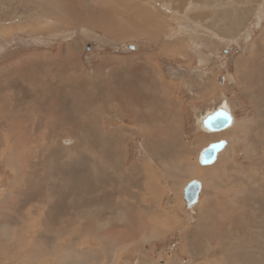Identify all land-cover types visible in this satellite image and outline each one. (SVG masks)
<instances>
[{
	"label": "rangeland",
	"instance_id": "1",
	"mask_svg": "<svg viewBox=\"0 0 264 264\" xmlns=\"http://www.w3.org/2000/svg\"><path fill=\"white\" fill-rule=\"evenodd\" d=\"M43 1L49 3L0 0V83L10 88L1 98L8 115L23 113L26 120L19 138L13 136L18 129L11 136L12 124L0 117V135L7 141L0 145V225L9 231L0 240V263L16 262L10 249L17 240L18 250L31 251L25 264H226L228 251H252L259 254L253 260L263 264L264 0H123L124 7L118 0H91L100 10H114L116 25L100 26L105 29L151 18L152 35L125 38L58 24L41 11L47 8ZM63 11L57 15L62 12L58 17L65 21ZM69 62L78 71L65 76ZM53 74L66 89L39 87ZM114 89L122 104L110 102ZM101 94L106 98L100 102ZM47 98H58L65 119L37 105ZM221 105L233 123L220 133L202 132L200 117ZM133 107L141 121L132 119ZM197 137L209 138L207 144L195 145ZM215 142L220 152L204 163L201 148ZM220 166L228 172L220 173ZM76 180L94 189L93 202L108 197L106 205L113 208L107 215L125 208L126 217L141 224L140 232L114 238L106 227L107 254L99 242L70 246L66 236L62 250L56 232L47 233V247L41 241L26 244L20 237L27 233L13 223L26 221L24 215L48 199L61 207L72 203L66 195ZM188 181L201 186L191 208L182 203Z\"/></svg>",
	"mask_w": 264,
	"mask_h": 264
},
{
	"label": "bare ground",
	"instance_id": "2",
	"mask_svg": "<svg viewBox=\"0 0 264 264\" xmlns=\"http://www.w3.org/2000/svg\"><path fill=\"white\" fill-rule=\"evenodd\" d=\"M49 3L43 1L44 3H46L45 5L47 6V8H42V12L46 15H51L53 17H55L56 20H58V24H60V22L64 23V24H69L71 27H75L76 25H85L86 27L90 28L91 30H99L102 31L103 33H111L113 35H116V37H121V38H125L126 36H141V37H145V36H149L152 35L154 33L151 31L153 28L150 27L152 26V21L148 20L151 19L150 17H147L148 19H145L144 21L141 20V22H139L140 25H135V26H130V24H126L123 25L121 27V29H116V30H111V29H105L103 27H100L101 25H103L104 27H111L113 28L114 25H116L115 23V18H113L112 15H114V10H112V12H107V10H100L98 9L97 5H93L94 3L91 0H84L83 4H76V2H74L73 0L70 2H68L69 4H65L60 0H48ZM120 1V3L122 4L121 7H124L125 2L123 0H118ZM45 6V7H46ZM48 6L51 7V9H48ZM98 10H97V9ZM65 11L66 12V20L65 18L62 21L59 19V17L61 16L59 13V15H57V12L59 11ZM63 11V12H64ZM106 11V12H105ZM98 12H101L100 14H98ZM57 15V16H56ZM98 15V16H96ZM59 16V17H58ZM64 17V16H63ZM146 17V16H145ZM153 18V17H152ZM62 19V18H61ZM106 23V25H104ZM157 26H158V22L156 21ZM119 27V26H118ZM157 28V27H155ZM158 30V28H157ZM66 56V55H65ZM45 58V57H44ZM55 59V58H53ZM64 61H66L64 58H62ZM70 60V59H69ZM68 60V61H69ZM31 61V60H30ZM34 61V60H33ZM63 61V62H64ZM72 61V60H71ZM27 62V61H26ZM37 62V61H36ZM41 62V61H39ZM51 62V61H50ZM54 62V61H52ZM57 63V62H56ZM73 63V62H72ZM41 64V63H40ZM51 64V63H50ZM59 64V63H58ZM65 64V62L63 63V65ZM26 65V64H24ZM43 65V64H42ZM54 66V65H53ZM59 66V65H58ZM69 69L66 70L65 68H63V74L66 76H70L71 72L76 73L78 70V68L74 67V63L71 64L69 62V64L66 65ZM42 67V66H41ZM47 67V66H45ZM43 67V69L45 68ZM52 67V66H51ZM57 67V66H56ZM11 68V72H12V67ZM35 68V67H33ZM49 68V67H48ZM61 68V67H60ZM17 69V68H16ZM41 69V68H40ZM54 69V67H53ZM56 69V68H55ZM10 70V69H9ZM28 70V69H27ZM46 70V69H45ZM48 70V69H47ZM57 70V69H56ZM60 70V69H59ZM58 70V71H59ZM42 71V70H41ZM51 71V70H50ZM57 71V72H58ZM69 72V73H66ZM16 72V71H15ZM22 72V71H21ZM38 72V71H37ZM53 72V71H52ZM61 72V71H60ZM23 73V72H22ZM39 73V72H38ZM43 73V72H42ZM46 73V72H45ZM18 74V73H17ZM24 74V73H23ZM50 76V75H49ZM48 77V75H47ZM62 78L60 77L57 78L55 74H53L52 76H50V78H42L41 79V83L39 81V87H45L46 89H51V90H59L60 88H65L66 85H63V81L61 80ZM73 81V80H72ZM76 81V80H74ZM5 83V82H4ZM76 83V82H75ZM258 83V82H257ZM6 85V84H5ZM4 84L0 83V117L5 118V122L8 121L10 122V124H12L8 130L10 129V135H13V129H18L17 130V134L15 132V134L13 136L16 137H21V135L19 133H22L24 131V129L21 128H26V126H24L25 121L24 119V115L18 114L16 116H12V115H8V111L6 110L7 107L4 106V100L3 98H1V95L3 93H5L4 91L6 90V88H9V85L6 87ZM33 86V84H31ZM38 85V84H37ZM69 85V84H68ZM86 85V84H85ZM71 87V86H70ZM109 88V87H108ZM5 89V90H4ZM10 89V88H9ZM36 89H38L36 87ZM47 89V91H48ZM66 89V88H65ZM110 89V88H109ZM39 91V90H38ZM62 91V89H61ZM113 92H111V96H110V102H114V103H121V97H117L115 94V89L112 90ZM11 92V91H10ZM44 93V92H43ZM56 94V93H55ZM107 94V93H105ZM108 94H110V92H108ZM127 96L129 97V94L126 92ZM4 95V94H3ZM37 96V95H36ZM127 96H125V98H127ZM18 97V96H16ZM46 98V97H45ZM104 99L106 98V96L103 97ZM102 98V94H101V98L99 99V101H103ZM130 98V97H129ZM12 99V98H11ZM9 99V100H11ZM19 99V98H18ZM6 100V99H5ZM22 100V98L20 99ZM19 100V101H20ZM18 101V100H16ZM15 102V100L13 101ZM18 104V103H17ZM48 105L50 112H53V114L59 118L57 120H60L61 117H63V115H68L67 112L63 111V110H59L58 108L60 107V101L58 100V98H47L43 101H39L37 105ZM122 104V103H121ZM21 106V105H20ZM65 107V106H64ZM18 109V108H17ZM16 109V110H17ZM132 109H134V112L132 113L131 117L133 120L135 119H140L139 121H141V119H143L141 116H139V109L133 107ZM15 110V111H16ZM48 110V111H49ZM52 110V111H51ZM54 110V111H53ZM11 111V110H10ZM9 111V112H10ZM18 111V110H17ZM16 111V112H17ZM67 111V110H66ZM21 112V111H20ZM18 112V113H20ZM83 112V111H82ZM88 112V111H87ZM127 112V107L124 105L122 107V114L124 115ZM211 113V114H210ZM208 113L207 115L204 114L202 115V117H200L199 122V127L200 129L207 133V134H214V133H220L222 131L227 130L228 126L231 125V123H233L234 117L231 114V111L229 112V110L227 109L226 105H221L219 108H217V111H212ZM13 114V112H12ZM14 115V114H13ZM142 115V114H140ZM51 116V113H47L46 117ZM45 117V118H46ZM56 117L54 119H56ZM164 116H162L163 118ZM50 118V117H49ZM48 118V119H49ZM64 118V117H63ZM161 119H153L154 121H159L162 120ZM218 118H223L225 119L227 125L224 128H213L212 124H214V121ZM65 119V118H64ZM14 120H18V122L14 121ZM28 120V119H27ZM63 121V120H62ZM67 121V120H66ZM136 121V120H135ZM15 122V123H14ZM24 122V123H23ZM71 122V121H69ZM138 122V121H137ZM68 123V122H67ZM82 123V122H81ZM80 123V124H81ZM84 123V122H83ZM159 123V122H157ZM164 123V122H163ZM9 124V123H8ZM7 124V125H8ZM24 124V125H23ZM31 124V123H30ZM73 124V123H71ZM64 125V124H63ZM66 125V123H65ZM64 125V126H65ZM34 126V125H32ZM74 126V124H73ZM81 126V125H80ZM163 126V125H162ZM32 128V127H29ZM20 129V130H19ZM37 129V128H35ZM158 129V128H157ZM31 132V129H29ZM37 131V130H36ZM19 132V133H18ZM29 132V131H28ZM57 133V132H56ZM72 133V132H71ZM30 134V133H29ZM166 135V134H165ZM170 135V134H169ZM44 136V135H43ZM19 137V138H20ZM26 138V137H25ZM160 138V137H159ZM161 139V138H160ZM176 139V138H175ZM6 138H3L2 135H0V145L3 146L6 144L7 141H5ZM162 140V139H161ZM173 140V139H172ZM170 140H168L169 142ZM174 141V140H173ZM70 142V141H69ZM162 142V141H161ZM160 143V142H159ZM10 144V143H9ZM221 147L220 143H214L209 145L207 148L201 150V154L200 157L202 158L204 163H211L215 160L217 154L220 152L219 148ZM169 149V148H168ZM170 150V149H169ZM12 152V150H11ZM7 154V153H6ZM199 157V158H200ZM30 162V161H29ZM37 164V163H36ZM116 176H112V178H114L113 180H111L112 182L115 181L118 177V173L115 172ZM27 177V176H26ZM28 180V179H27ZM95 182H97V184H100V180L98 178L95 179ZM76 183L77 186L71 187L68 192V194L66 196H70L73 199H70V202H68V205H63V209L61 207V205H57L54 204L52 202H50V199H48V201L46 200V202H44L45 204H43L42 206L35 207L34 210L29 211L28 214L24 215L26 221H20V223H18L19 221H16V223H13L16 226H20L21 228H23V230H25V232L27 233V237L26 234L25 235H20L21 239L24 240V242L26 244H30L28 242V240L36 245H39V241L43 242L45 244V246L47 247L48 241L50 240L49 237L46 238L47 233H57L56 239H57V244L59 246L60 249L63 250L62 248V240L64 238V236H66L67 238H70L71 241V245L70 246H75L77 244H81L84 243L85 241L89 242V243H98L101 245V248L103 249V253H106L109 249H111V245H109V243L107 242L106 238L104 237L105 233L103 234V232L107 229L106 227H108V231H110L111 233H113L114 238L115 235L116 236H121L123 238H126L125 236L132 238L134 235L138 234L140 232V225L135 224L134 222H132V220H130L129 218L126 217V215L124 214L123 210H125V208H121V209H116L114 213H111V215H113L112 217L109 214L108 211L110 207L106 205V200H107V195L104 191H101L99 194L102 196V198H104L105 196L107 197L106 200L99 201V199L96 200V202H93L92 196L94 195V189H89L88 188V183L87 182H82L80 180H76V182H74V184ZM191 182L188 181L182 189V203L185 204V208H191L192 206H194L196 204V202L199 201V196H200V192H201V186L199 183H197L198 186H200L199 189V193L198 196L196 198V201L194 202L193 205L188 204L185 202L184 198H183V192L184 189L187 187L188 184H190ZM134 184V183H133ZM132 184V185H133ZM82 187L83 191L81 189H78V187ZM152 188L155 189L154 185L151 186ZM74 188V190H73ZM102 188V187H101ZM100 189V188H98ZM97 189V190H98ZM96 190V191H97ZM85 191V192H84ZM99 191V190H98ZM125 191V190H124ZM75 192V193H74ZM119 192V191H118ZM58 194V193H57ZM97 195V192H96ZM253 195V194H252ZM89 196V198H88ZM99 196V195H98ZM95 197V196H94ZM97 197V196H96ZM60 198V197H59ZM62 198V197H61ZM81 199V200H80ZM95 199V198H94ZM110 199V198H109ZM108 199V200H109ZM247 199V198H246ZM235 200V198H234ZM78 201H81L80 203ZM241 201V200H240ZM253 201V200H252ZM17 202V201H16ZM255 202V201H254ZM15 203V201L13 202ZM57 203V202H56ZM59 203V202H58ZM110 203V201H109ZM181 203V204H182ZM239 203V202H238ZM111 204V203H110ZM116 204V203H115ZM114 204V206L116 207V205ZM199 204V203H198ZM14 205V204H13ZM12 205V206H13ZM109 205V204H108ZM20 206V205H19ZM152 206V205H151ZM14 207V206H13ZM16 208V207H14ZM142 208V207H141ZM152 208V207H151ZM21 209V208H20ZM115 209V208H114ZM146 209V208H145ZM112 210V209H111ZM18 211V210H17ZM21 211V210H20ZM149 211V210H148ZM240 214V213H239ZM243 214V213H242ZM106 215L110 216L107 218V222H102L101 221V216ZM245 217V216H244ZM253 217V216H252ZM138 218V217H137ZM139 218L141 219V216L139 215ZM106 219V218H105ZM112 219V220H111ZM139 219V220H140ZM11 220V219H10ZM202 220V219H201ZM7 221V220H6ZM113 221L116 224L112 225L110 224V222ZM9 222V221H8ZM203 222V220H202ZM201 222V223H202ZM56 223V224H55ZM140 223V222H139ZM109 224V226H108ZM6 230H4V227L2 225H0V240L1 238L5 237L6 235H9V231H7V228H5ZM11 229V228H10ZM103 231V232H102ZM262 231V230H261ZM19 232V231H18ZM21 233V232H19ZM23 233V232H22ZM21 233V234H22ZM256 233V232H255ZM52 234V235H53ZM108 234V233H107ZM252 234V233H251ZM51 235V234H50ZM56 235V234H54ZM129 235V236H128ZM156 235V234H155ZM195 235V234H194ZM197 235V234H196ZM258 235V234H257ZM264 236V235H263ZM18 236H15L14 238H17ZM53 237V236H52ZM151 237V236H149ZM54 238V237H53ZM128 239V238H127ZM149 239V238H148ZM53 242V241H52ZM50 244H53V243ZM66 242V241H65ZM15 244V246H13L12 250V256L14 257V259L16 260V264H19V262H23L24 260H28L25 259L27 258V256H29V251L30 250H23L19 248V243L17 240H15L13 242ZM42 244V243H40ZM56 244V243H55ZM41 246V245H40ZM54 246V245H53ZM57 246V245H56ZM57 246V247H58ZM66 246V245H65ZM264 246V244H263ZM2 247V246H1ZM68 247V246H67ZM67 247H65L64 249H67ZM233 247V246H232ZM229 247V250L232 248ZM42 248V247H41ZM31 249V247L29 248ZM54 249V248H53ZM73 249V248H72ZM116 249V247H115ZM234 249V248H233ZM245 249V248H244ZM48 250V248H47ZM46 250V251H47ZM51 250V249H50ZM117 250V249H116ZM114 250V251H116ZM247 250H250L249 248ZM45 251V253H46ZM55 251V249H54ZM31 252V251H30ZM56 252V251H55ZM252 252V251H250ZM246 252L247 254H243L242 252H236L234 253L235 256L233 255L232 251H228V253L224 252V262H226V264H236L233 262V260H235V258H239L241 259L243 262L245 263H250V264H260V262L258 260H253L254 258L258 257L259 254L254 253L253 256L251 255V253ZM107 254V253H106ZM261 255V254H260ZM263 255V254H262ZM46 257V256H45ZM263 257V256H262ZM43 259V258H42ZM14 263V264H15ZM25 264V262H23ZM262 263V261H261ZM1 264V263H0ZM29 264V263H28ZM169 264H175L174 261H169ZM264 264V261H263Z\"/></svg>",
	"mask_w": 264,
	"mask_h": 264
},
{
	"label": "water",
	"instance_id": "3",
	"mask_svg": "<svg viewBox=\"0 0 264 264\" xmlns=\"http://www.w3.org/2000/svg\"><path fill=\"white\" fill-rule=\"evenodd\" d=\"M227 125L225 119L218 118L212 124L213 128H224ZM200 186L197 183L191 182L187 185L183 192V198L186 203L193 205L199 193Z\"/></svg>",
	"mask_w": 264,
	"mask_h": 264
},
{
	"label": "crops",
	"instance_id": "4",
	"mask_svg": "<svg viewBox=\"0 0 264 264\" xmlns=\"http://www.w3.org/2000/svg\"><path fill=\"white\" fill-rule=\"evenodd\" d=\"M175 114V113H174ZM176 115V114H175ZM161 119V118H160ZM203 132V131H202ZM205 133V132H204ZM207 134V133H206ZM213 135V134H212ZM209 139V138H208ZM208 139H207V137H197L196 139H195V145H198V144H207V141H208ZM216 143V142H215ZM212 144V143H211ZM210 144V145H211ZM207 147V146H206ZM206 147H204V148H201V150H203V149H205ZM222 165H224V164H222ZM220 173H223V174H225V172H228L227 170H229V169H227V168H225V166L224 167H222L221 168V166H220V168H218L217 169ZM217 171V172H218ZM220 173H217L216 175H217V177L219 178L220 177Z\"/></svg>",
	"mask_w": 264,
	"mask_h": 264
}]
</instances>
